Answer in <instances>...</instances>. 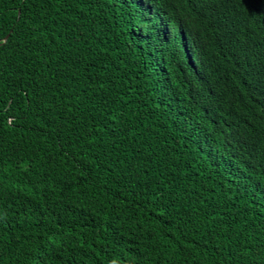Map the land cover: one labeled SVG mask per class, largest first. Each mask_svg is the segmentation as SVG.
<instances>
[{"label":"trees","instance_id":"16d2710c","mask_svg":"<svg viewBox=\"0 0 264 264\" xmlns=\"http://www.w3.org/2000/svg\"><path fill=\"white\" fill-rule=\"evenodd\" d=\"M0 264H264V0H0Z\"/></svg>","mask_w":264,"mask_h":264},{"label":"water","instance_id":"95a60500","mask_svg":"<svg viewBox=\"0 0 264 264\" xmlns=\"http://www.w3.org/2000/svg\"><path fill=\"white\" fill-rule=\"evenodd\" d=\"M6 38V37H5Z\"/></svg>","mask_w":264,"mask_h":264}]
</instances>
